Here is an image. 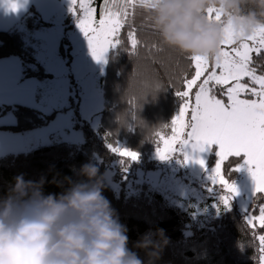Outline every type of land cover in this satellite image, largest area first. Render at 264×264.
<instances>
[{
	"label": "trees",
	"instance_id": "trees-1",
	"mask_svg": "<svg viewBox=\"0 0 264 264\" xmlns=\"http://www.w3.org/2000/svg\"><path fill=\"white\" fill-rule=\"evenodd\" d=\"M146 15L144 10H135V15L129 18L131 25H125L119 33L121 44L107 56L105 72L99 80L104 106L98 128L92 130L87 124L82 126L83 140L79 145L55 142L1 157L0 198L9 193L14 178L20 175L31 181L44 178V193L58 194L68 187L64 182L66 178L71 181L86 180L78 175V171L82 165L91 163L99 169L98 174L105 177L106 186L102 195L115 209L119 222L127 228L128 248L137 252L145 264L146 254L134 247L135 242L146 232L157 229L163 231L168 242L155 264H259V242L253 240V234L264 235V228L245 227V215L238 208L224 210L220 216L196 227L186 211L170 205L161 193L146 187L148 190L129 195L124 190L123 182L117 193L106 181V173L111 165L123 159L112 153L106 144L123 140L131 151L138 153V159L145 160L149 151L135 145L143 141L139 137L141 126L151 129L146 145L156 139V132L169 126L181 103L174 93L176 88L183 87L179 77L183 72L190 76L194 71L185 59L186 55L160 45L159 35L151 22L145 19ZM37 18L39 16L34 9L23 17L27 33L50 26ZM132 25L137 29L139 41L135 51L131 49L127 36ZM33 53V48L26 44L24 32L16 28L0 31V59L18 57L22 62L24 77L34 76L38 80L49 78ZM253 60L256 63L252 66L258 68L259 74H264V55L253 54ZM170 82L175 83L176 87L168 88ZM157 83L162 88L151 90L148 86ZM3 113H11L15 124L0 129L20 133L47 126L57 112L43 115L35 109L16 105L3 108L0 114ZM238 160V157H234L225 162V176L232 167H237ZM123 161L131 165L130 161ZM146 164L147 169L154 167ZM57 182L62 183V187H58ZM255 203H264V199L255 200ZM188 226H192L189 229L191 234L186 235Z\"/></svg>",
	"mask_w": 264,
	"mask_h": 264
},
{
	"label": "clouds",
	"instance_id": "clouds-1",
	"mask_svg": "<svg viewBox=\"0 0 264 264\" xmlns=\"http://www.w3.org/2000/svg\"><path fill=\"white\" fill-rule=\"evenodd\" d=\"M214 10L220 20L209 19ZM160 45L186 56L213 58L229 29L238 42L264 27V0H150L145 9ZM89 163L58 194L44 178H14L0 198V264H145L128 248L127 228L102 195L105 177ZM58 187L62 183L57 182ZM162 230L148 231L134 247L155 264L167 245Z\"/></svg>",
	"mask_w": 264,
	"mask_h": 264
},
{
	"label": "snow or ice",
	"instance_id": "snow-or-ice-1",
	"mask_svg": "<svg viewBox=\"0 0 264 264\" xmlns=\"http://www.w3.org/2000/svg\"><path fill=\"white\" fill-rule=\"evenodd\" d=\"M70 2L72 7L69 11L73 15L77 14V6L79 8L77 27L87 40L93 59L99 62L110 46L121 44L118 39L121 29L131 25L129 18L135 15V10L145 11L150 0H102L99 19L95 16V0ZM9 8L15 11L16 3H9ZM208 12L209 19L220 20L214 10L209 9ZM145 19L150 21L148 15ZM136 32V27L132 25L127 33L133 51L139 43ZM253 53L256 56L264 55V27L238 42L231 31L225 29V37L215 57H185L194 71L190 76L183 72L179 77L183 87L176 88L174 92L181 103L178 114L171 121L172 134L164 136L160 132L155 133L158 137L156 156L162 161L170 158L177 145L183 147L191 142V148L198 151H203L206 145L218 146V159L209 180L213 185L222 186L224 194L220 196V202L224 210H230V201L237 194L236 188L228 183L223 174V166L230 157H243L255 185L253 196L255 200L264 199V74H257L258 68L252 66L256 63ZM245 77L259 88L242 83ZM215 86H222L221 96H226V101L217 97ZM175 87V83L170 82L168 88ZM155 88L158 90L162 87L157 83ZM249 95L253 98H244ZM106 146L123 159H138V153L122 149L116 141ZM188 159L185 156V163ZM194 163L205 167L203 160L198 159ZM231 170L239 171V168ZM209 191H212L211 187ZM257 208L259 215H255ZM245 212V227L254 229L258 221L259 227L264 228V203L253 202ZM253 240L259 242V264H264V235L254 233Z\"/></svg>",
	"mask_w": 264,
	"mask_h": 264
},
{
	"label": "rangeland",
	"instance_id": "rangeland-1",
	"mask_svg": "<svg viewBox=\"0 0 264 264\" xmlns=\"http://www.w3.org/2000/svg\"><path fill=\"white\" fill-rule=\"evenodd\" d=\"M101 3L102 0H95L93 5L98 11L95 13L96 19H99L97 13L99 14L98 9H100ZM70 7L72 5L67 6L69 9ZM77 9L79 10L78 6ZM63 13L67 14L65 16L60 14L52 23H49L50 29L37 31L33 35L36 41L34 46L37 60L38 62L42 61L45 65V72L49 76L44 81L40 97L50 112H57L54 121L45 128L44 134L37 132L34 136L35 140L42 142L43 145L60 141L79 145L83 140L80 130L82 126L87 124L92 130L98 128L100 113L104 106L99 78L105 72L109 52L115 48L110 46L102 61L98 62L93 59L87 40L75 23L80 12L77 11V14L73 15L69 10H65ZM63 16L64 20H62ZM37 19L41 20L40 17ZM249 43L251 42L249 41ZM45 59L48 60V63ZM217 71L219 70L217 69ZM242 83L249 87L259 88V85L252 84L247 77L242 80ZM148 86L151 90H156L155 85ZM214 91L218 98L226 101V96H218V94L221 95L222 86H215ZM244 98L251 99L253 97L249 95ZM71 106L74 107L71 108ZM63 108H68L66 114L59 111ZM178 112L179 109L176 115ZM44 114L47 115L46 112ZM150 131L149 126L142 125L139 137L143 141L135 144L149 151L146 152L147 158L143 161L140 159L130 161L131 165L124 161L121 162V160L114 162L106 173V181L110 187L118 193L120 183L123 182L124 190L129 195L139 194L143 189L148 190L149 188L157 191L170 205L186 211L192 225L196 227H201L211 219L220 216L224 211L220 202V196L224 194L223 189L222 186L213 185L209 180L211 170L215 167L218 159L216 156L218 146L209 147L206 145L203 151H198L191 148V142L183 147L177 145V150L171 154L170 158L162 161L156 156L158 137L146 145ZM160 133L170 136L172 134L171 123ZM118 144L122 149L130 150L125 141L120 140ZM185 156L189 158L187 163H185ZM230 158L234 159V157ZM238 158L239 162L235 167L239 168L238 176H234L235 171L231 170L232 167L225 179L228 183L233 184L237 191L230 201V208L236 207L243 215H246L245 210L249 209L253 202L256 204L255 196H253L255 185L249 174L248 166L243 163V157ZM198 159L205 162L204 168L194 163ZM210 161L212 162L210 163ZM136 163L139 166H132ZM146 163H150L154 167L147 169L145 165L148 164ZM210 187L212 188L211 192L209 191ZM255 215H259V211ZM255 225L259 226L258 221L255 222ZM191 227L188 226L186 235L191 234Z\"/></svg>",
	"mask_w": 264,
	"mask_h": 264
},
{
	"label": "crops",
	"instance_id": "crops-1",
	"mask_svg": "<svg viewBox=\"0 0 264 264\" xmlns=\"http://www.w3.org/2000/svg\"><path fill=\"white\" fill-rule=\"evenodd\" d=\"M9 3H16L17 9L12 11L9 8ZM67 6H71L70 0H0V31L16 28L20 32H24L26 44L33 48L34 58L38 62L34 46L36 41L33 38L37 31L27 33L24 29L23 17L28 14L30 9H34L42 21L52 23L58 15L62 14L65 16L67 14L63 13L65 10H69ZM77 11L79 10L77 9ZM64 16L62 20H64ZM78 19H75V23L78 22ZM50 28L49 26L38 31ZM38 63L45 70L46 67L42 61ZM46 63H48V60H46ZM22 70V62L18 57L12 56L0 59V113L3 108L16 105L35 109L43 115H45L44 112L50 113L49 108H47L44 100L40 97L44 81L48 78L38 80L34 76L24 77ZM65 109L63 108L59 111H63L66 114L67 111ZM14 124L15 118L11 113L0 114V127L13 126ZM49 124L40 129L20 133L0 129V158L9 154L24 153L43 145L41 144L42 142H37L34 136L37 132L44 134L43 132ZM44 145L46 144L44 143Z\"/></svg>",
	"mask_w": 264,
	"mask_h": 264
}]
</instances>
